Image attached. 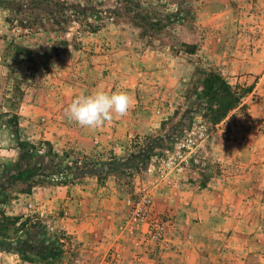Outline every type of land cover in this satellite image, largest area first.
I'll return each instance as SVG.
<instances>
[{
	"label": "rangeland",
	"instance_id": "374dc122",
	"mask_svg": "<svg viewBox=\"0 0 264 264\" xmlns=\"http://www.w3.org/2000/svg\"><path fill=\"white\" fill-rule=\"evenodd\" d=\"M60 1L90 8L84 14L65 12L74 11L80 20L69 28L73 47L43 71L38 85L22 86L24 93L17 98L13 89L22 81L25 65L23 53L15 55L9 45L21 41L23 47H37L46 37H30L11 26L16 24V7L27 10L37 0H0V113L18 116L21 138L35 145L37 153L52 149L69 154V161L83 156L124 161L159 135L175 112L185 114L199 91L203 70L210 67L237 91L249 92L215 125L185 114L189 127L174 143L124 175L73 179L64 163L0 188V214L20 216L25 224L17 233L0 227V242L10 246L0 243V264H264V0H194L191 39L198 47L193 55L169 46L172 36L181 32L177 27L155 40L141 37L131 24L113 23L105 12L116 9L119 0ZM138 1L161 12L175 10L172 0ZM90 9L106 18L98 19ZM22 13L29 18L44 15L38 9ZM136 66L139 74L132 76ZM55 86L64 87L66 102L60 107L55 105ZM99 90L134 97L128 115L114 116L95 130L67 118L65 109L73 98ZM48 109L50 115H45ZM4 122L0 118V184L4 167L19 157ZM52 136L69 140L54 142ZM180 156L186 160L181 162ZM35 160L28 165L31 170L39 165ZM31 181L38 184L29 188ZM143 188L149 189L152 216L166 222L161 243L151 241L133 222L125 202L137 200ZM81 191L89 194V203L84 209L80 203L70 207L67 198H78ZM92 197H105L106 204H92ZM95 208L103 217L99 231L85 238L66 230L71 209L81 213ZM33 221L62 243L57 260H41L34 253L21 258L13 251L19 240L26 242L23 236Z\"/></svg>",
	"mask_w": 264,
	"mask_h": 264
},
{
	"label": "trees",
	"instance_id": "16d2710c",
	"mask_svg": "<svg viewBox=\"0 0 264 264\" xmlns=\"http://www.w3.org/2000/svg\"><path fill=\"white\" fill-rule=\"evenodd\" d=\"M36 4H31L27 10L16 7L15 25H11L17 30L27 32L28 36L43 34L46 37L45 42L38 44L37 47H23L21 41L16 45L12 42L10 47L14 49L15 55H21L22 65H25L22 73V81H18L14 91L18 93L17 98L23 95L22 86L30 87L38 85V78L43 75V71L49 65L61 61L73 47L71 41L73 37L70 34V25H77L80 20L75 19L73 12L66 14L69 9H74L81 13H86L90 8L81 7L78 4L66 5L60 0H37ZM175 10L161 12L144 6L138 0H119V6L111 14V21L115 24L127 23L140 29L141 37L160 40L165 35H170L176 27L181 30L179 35H173L171 47H181V52L187 55L195 54L197 43L191 39L195 33L194 27V0H172ZM38 9L44 12V15H34L32 18L24 16L23 11ZM91 14L98 19L106 18L102 16V11L90 9ZM22 13V14H20ZM75 13V12H74ZM42 32V33H41ZM185 37L188 40H185ZM192 40V41H191ZM201 86L195 95L192 105L184 111L186 115L192 117L199 116L203 121L210 125L219 123L226 115L234 109L240 102L243 93H248L249 89L241 92L233 88L216 69L210 67L204 69L202 73ZM185 114L175 112L173 118L163 124L159 135L151 137L149 144L140 149L137 154L131 153L124 161L113 158L109 161H94L85 156L71 161L69 154H59L49 149L46 152L37 153L36 146L20 136L18 116L14 113L2 112L0 118L5 119L4 125L9 128L16 147L19 150L18 161L13 165L4 167L2 176L5 177L0 184L1 189L8 187L10 183L33 179L35 176L44 174L48 169H58L64 163V169L68 170L73 179L94 178L103 180L110 177H116L128 173L131 169L144 165L151 156L169 148L174 141L189 127L188 120H184ZM49 145V143H46ZM36 157L38 167L34 170L28 167L31 159ZM46 160V161H45ZM67 162V163H66ZM21 165L25 169H21ZM38 184V181H31L28 185L32 188ZM20 216H7L0 214V227L3 230L12 229L15 233L22 232L23 226ZM24 243L19 240L13 251L21 258L26 254L34 253L39 259L57 260L62 254V243L57 239H52L47 234L46 228L39 221L30 223L28 232H25ZM30 242L36 243L31 245ZM7 249L9 245L0 242ZM26 259H28L26 257Z\"/></svg>",
	"mask_w": 264,
	"mask_h": 264
},
{
	"label": "clouds",
	"instance_id": "9594fccd",
	"mask_svg": "<svg viewBox=\"0 0 264 264\" xmlns=\"http://www.w3.org/2000/svg\"><path fill=\"white\" fill-rule=\"evenodd\" d=\"M134 97L125 91H95L81 93L71 100L65 109L67 118L78 126L98 129L111 123L114 116L123 118L133 107Z\"/></svg>",
	"mask_w": 264,
	"mask_h": 264
},
{
	"label": "crops",
	"instance_id": "0c3cea01",
	"mask_svg": "<svg viewBox=\"0 0 264 264\" xmlns=\"http://www.w3.org/2000/svg\"><path fill=\"white\" fill-rule=\"evenodd\" d=\"M117 51H118V48H117ZM139 58V57H138ZM138 60V59H137ZM139 67L136 66L135 69L133 71H131L133 74L132 76L134 75H137L139 74ZM64 90V87H60V86H55L53 87V95H55L56 99H55V105H59L62 106L63 104L65 105V102L66 100H64V97L62 98L63 92ZM56 110H58V107L54 109V113H56ZM44 114L45 115H50V110H46L44 111ZM143 131H148L149 133V128L145 127L143 129ZM51 140H53L54 142H66L67 140H69V136H52ZM68 142V141H67ZM81 195L80 197H75L73 199H69L67 198V203H70V207H72L74 205V203H80L81 206H83V209L84 207L89 203L88 200H86V197L89 195L86 191L83 192L81 191ZM77 198V199H76ZM93 202L92 204H97L98 206H101L104 204H106V198H101V197H97V200L95 197H92ZM91 203V202H90ZM75 208V205L73 206ZM72 207V208H73ZM95 209H91V211H83L81 213H75L73 209H71V216L69 218H66L67 220V223H66V226L70 225L69 227H66V230H71V233H75L76 235L78 236H83L85 238H87L89 235H88V232H97L99 231L100 228H102V225L100 226V220L101 217L100 213L99 212H96ZM59 219L56 220V222H58ZM71 222V223H69ZM72 225V226H71ZM98 234V233H97ZM91 236V235H90Z\"/></svg>",
	"mask_w": 264,
	"mask_h": 264
},
{
	"label": "built area",
	"instance_id": "2783aa9c",
	"mask_svg": "<svg viewBox=\"0 0 264 264\" xmlns=\"http://www.w3.org/2000/svg\"><path fill=\"white\" fill-rule=\"evenodd\" d=\"M186 145H188L187 141L182 144V147ZM180 158L183 157L180 156ZM184 160L186 158H183L181 162H184ZM180 163L177 165H179V170H182L183 167L180 166ZM125 202L130 207L133 222L142 229V232L153 242H163L167 233L166 222L159 217L152 216L149 189L143 188L137 200L127 198Z\"/></svg>",
	"mask_w": 264,
	"mask_h": 264
}]
</instances>
